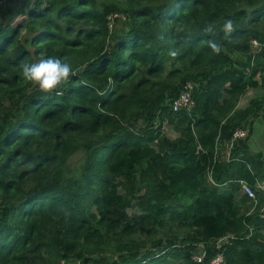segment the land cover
<instances>
[{"label":"trees","instance_id":"16d2710c","mask_svg":"<svg viewBox=\"0 0 264 264\" xmlns=\"http://www.w3.org/2000/svg\"><path fill=\"white\" fill-rule=\"evenodd\" d=\"M109 1L0 12V264H199V243L202 264H264V153L249 143L264 120V0H125L124 33ZM42 52L75 71L50 92L22 75ZM189 81L194 107L174 112ZM250 89L262 93L240 109Z\"/></svg>","mask_w":264,"mask_h":264},{"label":"rangeland","instance_id":"374dc122","mask_svg":"<svg viewBox=\"0 0 264 264\" xmlns=\"http://www.w3.org/2000/svg\"><path fill=\"white\" fill-rule=\"evenodd\" d=\"M106 0H100V2L104 3L105 6H108L105 2ZM113 1V0H110ZM109 1V2H110ZM13 2L16 3L19 2L21 3V0H0V12L5 13L8 10L13 11L12 7ZM116 5L118 11H113L109 14L108 19L109 23L111 25V32L112 33H124L128 28L131 26V20L127 18L126 14L124 13L126 9V2L125 0H116L114 2ZM9 15V14H7ZM256 49V48H255ZM62 86V85H61ZM60 86V87H61ZM262 91H255L253 89H250L241 99L239 103V108L240 109H245L249 106V103L251 100H253L256 96L261 95ZM255 131L252 133V130L247 128H240L241 130L246 131L247 135L252 133L250 136L249 143L251 144V152L252 154L257 152V151H262L264 153V120H256L255 122ZM239 129V130H240ZM166 133L171 136V137H176L178 136V133L173 129V126L167 125L166 128ZM239 140V139H238ZM237 139H231V141L228 143V146L230 149L234 147V143L238 141ZM227 145L225 141L221 142V146ZM228 148L226 151L222 150L221 153L227 157H230V151H228ZM84 157V153L77 152L75 153L70 160L68 161V169L66 170V176L71 177L73 174H75L76 169L81 165L82 159ZM230 242V240H229ZM153 248L151 247L149 250H152ZM207 250L206 245L203 243H199V245L196 246L195 250L192 253L193 257H198L200 255H205V257L208 255L205 253ZM207 252V251H206ZM108 256L113 259L116 258L117 256L114 254H108ZM207 258V257H206ZM68 264V263H65ZM166 264V263H165ZM171 264H187L186 261L182 259H172Z\"/></svg>","mask_w":264,"mask_h":264},{"label":"clouds","instance_id":"9594fccd","mask_svg":"<svg viewBox=\"0 0 264 264\" xmlns=\"http://www.w3.org/2000/svg\"><path fill=\"white\" fill-rule=\"evenodd\" d=\"M206 31L212 32L213 26H209ZM224 31L226 34L232 31L231 20L225 23ZM209 47L216 53L221 51L219 44L215 41L210 40ZM22 75L26 81L37 84L40 90L50 92L67 83L75 75V71L63 58L42 52L38 60L22 64Z\"/></svg>","mask_w":264,"mask_h":264},{"label":"built area","instance_id":"2783aa9c","mask_svg":"<svg viewBox=\"0 0 264 264\" xmlns=\"http://www.w3.org/2000/svg\"><path fill=\"white\" fill-rule=\"evenodd\" d=\"M110 30H111V25H110ZM256 49L259 48V44L257 42H255V46ZM195 88V83H193L192 81L187 82L184 85V88L181 90L179 96L172 101V108L174 110V112H180L181 110H187V111H191L194 107V99H193V91ZM247 136L246 131L244 130H237L234 133L233 138L234 139H241V138H245ZM241 185H242V194L247 195L248 197H250L251 199L254 200L255 202V207L258 206V198H257V193L251 188V186L246 182V181H241ZM262 189L264 192V183L262 184ZM261 214L264 217V205L261 208ZM234 236H226L222 239H220V241L218 242L219 247L221 248L223 245H225L226 243L229 242V240L231 238H233ZM205 253L207 254V252L205 251ZM194 261L202 264V263H206V257L205 255H200L198 257H193ZM225 262V256L223 252H219L211 261V264H223Z\"/></svg>","mask_w":264,"mask_h":264}]
</instances>
